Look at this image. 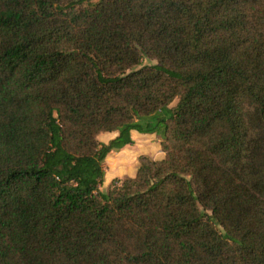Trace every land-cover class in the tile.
<instances>
[{
	"label": "trees",
	"instance_id": "1",
	"mask_svg": "<svg viewBox=\"0 0 264 264\" xmlns=\"http://www.w3.org/2000/svg\"><path fill=\"white\" fill-rule=\"evenodd\" d=\"M0 264H264V0H0Z\"/></svg>",
	"mask_w": 264,
	"mask_h": 264
},
{
	"label": "rangeland",
	"instance_id": "2",
	"mask_svg": "<svg viewBox=\"0 0 264 264\" xmlns=\"http://www.w3.org/2000/svg\"><path fill=\"white\" fill-rule=\"evenodd\" d=\"M153 63H155V61L149 60L147 58L144 59V64H153ZM176 103H177V101H174L171 104V106L175 105ZM152 117H153V115L152 116H144V117H142V119H143V121H145L146 119L152 118ZM146 134H152L151 136H148L150 138L147 139V141H146V143L148 144V147H147L148 149H145V150L148 151V152H146L148 154H144V153L140 154L141 153V147H143V144L140 143V144H137V146L132 145L133 141H132V143L127 144V145H132V146H129V149L125 148V146H124L122 149H115L116 148L115 147L111 150V152L108 154V156L106 157V159L104 161L106 174H105L104 180L100 186L101 190L106 191L109 188L112 180L117 178V177L122 178L124 176H134L137 172V168L139 166V157L141 155L149 156L150 153L154 157H158L161 155L160 150H159V149H161V145L159 144V142L161 141V136L159 134H157L156 132L155 133H146ZM116 135H117V132H112V133L107 132V133L100 134L98 138L102 142L109 143L113 138L116 137ZM123 154L125 155V157H124V159H125L124 164L125 165H123L122 162H120V159L118 158L119 156L123 157ZM162 155H164V154H162ZM161 157L162 156H160V158ZM123 167H125V168H123Z\"/></svg>",
	"mask_w": 264,
	"mask_h": 264
},
{
	"label": "crops",
	"instance_id": "3",
	"mask_svg": "<svg viewBox=\"0 0 264 264\" xmlns=\"http://www.w3.org/2000/svg\"><path fill=\"white\" fill-rule=\"evenodd\" d=\"M152 134H146V133H141V132H139V131H137V130H132L131 131V137H132V140H133V143H132V145H136L137 146V144H143V147H141V153L140 154H142V153H144V154H148V153H146V152H148L147 150H145V149H148L147 147H148V144L146 143V141H147V139H149L150 137H148V136H151ZM159 144H160V142H159ZM132 145H127V146H125V148H127V149H129V146H132ZM137 150V149H136ZM160 150V156H162L163 157V152L161 151V149H159ZM139 151V150H138ZM151 158H154V159H160V156H158V157H154L153 155H151V153H150V155H149ZM124 157H125V155L123 154V157H121V156H119L118 158L120 159V162H122V164L123 165H125L124 164V162H125V159H124ZM161 157V158H162ZM123 168H125V167H123ZM123 170V169H122Z\"/></svg>",
	"mask_w": 264,
	"mask_h": 264
},
{
	"label": "water",
	"instance_id": "4",
	"mask_svg": "<svg viewBox=\"0 0 264 264\" xmlns=\"http://www.w3.org/2000/svg\"><path fill=\"white\" fill-rule=\"evenodd\" d=\"M115 149H118V148H115Z\"/></svg>",
	"mask_w": 264,
	"mask_h": 264
}]
</instances>
